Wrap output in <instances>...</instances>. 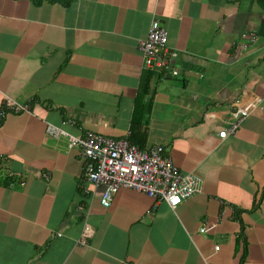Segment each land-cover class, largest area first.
<instances>
[{"label": "crops", "instance_id": "0c3cea01", "mask_svg": "<svg viewBox=\"0 0 264 264\" xmlns=\"http://www.w3.org/2000/svg\"><path fill=\"white\" fill-rule=\"evenodd\" d=\"M153 18L177 52L164 79L138 47ZM253 96L264 0H0V264H264V110L217 135ZM47 122L162 145L201 191L172 208L121 187L104 207Z\"/></svg>", "mask_w": 264, "mask_h": 264}, {"label": "built area", "instance_id": "2783aa9c", "mask_svg": "<svg viewBox=\"0 0 264 264\" xmlns=\"http://www.w3.org/2000/svg\"><path fill=\"white\" fill-rule=\"evenodd\" d=\"M167 42V29L159 19L153 18L146 37L138 44L144 68L158 70L162 79L166 75L174 76L178 73L177 69L172 67L177 52L169 48ZM260 99L253 96L245 105L228 109V116L218 130V137L235 135L249 115H261L264 103ZM11 105L19 110L26 108L25 105L14 101H11ZM214 115L212 111H207L204 118H214ZM46 129L50 133L57 134L60 131L66 134L68 148L74 146L81 148L84 159L83 180L101 188L99 202L104 207L111 204L121 187L144 192L154 201L164 199L172 208L188 196L201 191L202 180L198 175L181 171L165 153L162 145L142 147L133 142L129 131L121 137L114 138L91 130L76 135L53 126L50 122H47ZM206 229V226H202L200 231ZM91 230L89 224L84 222L78 239L79 244L86 243Z\"/></svg>", "mask_w": 264, "mask_h": 264}, {"label": "trees", "instance_id": "16d2710c", "mask_svg": "<svg viewBox=\"0 0 264 264\" xmlns=\"http://www.w3.org/2000/svg\"><path fill=\"white\" fill-rule=\"evenodd\" d=\"M131 140L133 141V142H136V143H138V144H140L142 147L144 146L143 145V143H141L139 140H137L136 138H133L132 136H131ZM165 151V150H164ZM166 153V152H165Z\"/></svg>", "mask_w": 264, "mask_h": 264}]
</instances>
